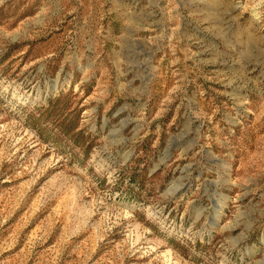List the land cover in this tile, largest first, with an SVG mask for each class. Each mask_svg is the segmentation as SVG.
<instances>
[{
  "label": "rangeland",
  "instance_id": "obj_1",
  "mask_svg": "<svg viewBox=\"0 0 264 264\" xmlns=\"http://www.w3.org/2000/svg\"><path fill=\"white\" fill-rule=\"evenodd\" d=\"M0 264H264V0H0Z\"/></svg>",
  "mask_w": 264,
  "mask_h": 264
}]
</instances>
